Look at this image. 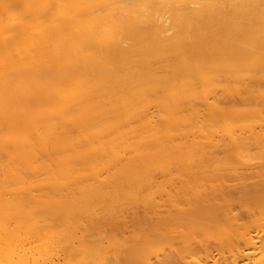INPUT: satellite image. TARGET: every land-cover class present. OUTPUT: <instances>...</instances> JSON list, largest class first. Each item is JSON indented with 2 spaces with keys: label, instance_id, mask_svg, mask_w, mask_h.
<instances>
[{
  "label": "bare ground",
  "instance_id": "6f19581e",
  "mask_svg": "<svg viewBox=\"0 0 264 264\" xmlns=\"http://www.w3.org/2000/svg\"><path fill=\"white\" fill-rule=\"evenodd\" d=\"M67 236L264 264V0H0V264Z\"/></svg>",
  "mask_w": 264,
  "mask_h": 264
},
{
  "label": "rangeland",
  "instance_id": "374dc122",
  "mask_svg": "<svg viewBox=\"0 0 264 264\" xmlns=\"http://www.w3.org/2000/svg\"><path fill=\"white\" fill-rule=\"evenodd\" d=\"M85 179V178H84ZM89 179V178H88ZM81 180V179H80ZM83 181V180H82ZM77 190V189H76ZM71 195H73L74 197L76 196L77 198L78 197H82L83 196V194H81V193H79L78 191H75L73 194H69V193H66V194H64V196H69V197H71ZM126 195V194H125ZM127 199V198H126ZM75 205H76V207L78 208V209H80V208H85V206H86V202H85V200H81V201H78V203H75ZM78 213H79V211H78ZM45 214H47V213H45ZM48 215V214H47ZM80 216V215H79ZM48 217V216H47ZM80 219L82 220V222H84L85 220H83V219H86V216H85V214L83 213V212H81V217H80ZM95 222H97V221H95ZM85 228V227H84ZM79 231V230H78ZM81 231V230H80ZM89 232H90V230H88ZM83 234H85V232H83V230L81 231ZM81 232H77V236L81 233ZM91 232H93V231H91ZM69 237L71 238V236H70V234H69ZM69 237L67 236L66 238L67 239H69ZM73 237V236H72ZM66 238H64V240L62 241V243L61 244H59L58 246H54V247H52V248H49L48 250H46V251H43L44 253H40L39 254V256L40 257H38V264H57V263H61V262H64L65 264H89V262H91L90 264H95V262H94V260L95 259H99V257H100V259L97 261V264H102L103 262H102V260L103 259H106V257H104V256H107V258H110V257H108V256H111V261L112 260H114L115 258L114 257H116V256H119V255H116L115 253H114V256H113V254L112 255H110L111 254V250L108 252L107 251V254L105 253V251L103 250V252H102V250L100 251V248H99V245H98V247L95 249V247H94V251L92 250V247L93 246H90L91 247V249H90V247L88 246V248L89 249H87V245L85 244V243H78V241H77V238L76 239H74V238H72V239H69V240H72V241H69V240H65ZM67 241V242H66ZM112 241V240H111ZM18 243V242H17ZM64 243H66V244H64ZM15 244V243H14ZM73 244V245H72ZM86 246H85V245ZM17 244H15V246H16ZM20 245V244H19ZM71 245V246H70ZM62 246V247H61ZM71 248H70V247ZM75 246V247H74ZM61 247V248H60ZM69 249H68V248ZM98 248H99V251H98ZM167 248V243L166 242H161L160 244H157V245H155V249H156V251L158 252V250H160V252H163V250L164 249H166ZM113 250V249H112ZM89 251H91V252H89ZM96 251V252H95ZM64 252V253H63ZM98 252H101L100 254L102 255L103 254V256H100V254H99V256H98ZM91 253V254H90ZM44 254V255H43ZM95 254H97V255H95ZM260 254V253H259ZM259 254H256L257 256H255V257H258V255ZM95 255V256H94ZM91 256V257H90ZM92 256H93V258H92ZM120 256H122V255H120ZM119 256V257H120ZM260 256V255H259ZM45 257V258H44ZM94 257H97V258H94ZM104 257V258H103ZM114 259H113V258ZM90 258H92V259H94V260H90L89 261V259ZM101 258H102V260H101ZM117 259V258H116ZM118 259H120V258H118ZM107 260V262L110 260V259H106ZM106 260H104L105 262L103 263V264H105L106 263ZM121 260V259H120ZM89 261V262H88ZM101 262V263H100ZM120 263V262H119Z\"/></svg>",
  "mask_w": 264,
  "mask_h": 264
}]
</instances>
